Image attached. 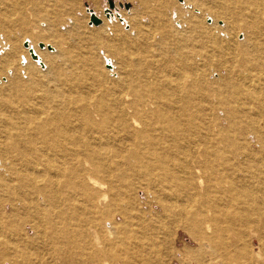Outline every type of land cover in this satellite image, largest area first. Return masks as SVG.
Wrapping results in <instances>:
<instances>
[{
	"label": "bare ground",
	"instance_id": "6f19581e",
	"mask_svg": "<svg viewBox=\"0 0 264 264\" xmlns=\"http://www.w3.org/2000/svg\"><path fill=\"white\" fill-rule=\"evenodd\" d=\"M188 2L201 8V25L206 15L213 18V25L200 29L208 38L195 58L188 62L183 52L168 61L179 69L178 75L163 78L166 81L153 75L133 85L122 78L113 86L107 84L106 92L100 91L103 95L87 103L80 93L72 94L88 79L84 72L77 74L76 64L88 69L95 57L77 56L72 48L66 52L73 77L66 99L61 89L28 66V54L23 53L25 70L15 71L10 94L2 98L12 110L0 111L4 134L0 135V194L7 185L11 209L26 212L34 236H24L23 244L42 242L46 229L55 228V241L63 244L61 257L72 259L73 264H168L174 255L173 237L183 228L195 240L198 249L193 253L202 264L204 257L216 261L217 256L222 257L220 264H231L230 240L244 264H263L237 242L251 235L264 239V2L248 0L254 10L248 13L253 31L241 44L231 39L238 28L231 31L235 13L227 15L218 8V14L214 0ZM107 14L110 21L116 17ZM96 17L100 23L91 25L104 23ZM215 18L225 20L226 27L218 28V33ZM10 32L5 35L6 43H12L6 58L11 54L16 58L18 46ZM61 35L53 33L46 41L60 48ZM92 36L105 40L101 32ZM26 47L42 70L47 66L49 73L61 71L50 64L56 60L47 51L64 55V50L43 43L42 52L30 42ZM213 72L221 78L210 82ZM222 84L228 93H220ZM212 99L215 108L202 107ZM208 121L227 128L214 135L205 129ZM189 144L196 147L192 156H187ZM180 153L187 155L181 158ZM141 191L147 211L142 209ZM227 195H231L228 203ZM13 197H20L22 205L16 207ZM188 197L194 206L180 202ZM227 206L235 211L230 213ZM253 219L260 228L250 231ZM168 220L175 222V230Z\"/></svg>",
	"mask_w": 264,
	"mask_h": 264
},
{
	"label": "rangeland",
	"instance_id": "374dc122",
	"mask_svg": "<svg viewBox=\"0 0 264 264\" xmlns=\"http://www.w3.org/2000/svg\"><path fill=\"white\" fill-rule=\"evenodd\" d=\"M96 1L0 0V51H7L0 53V107L2 108L0 111L7 114V112H11L12 110L10 107L11 105L3 104L2 100L9 96H7V94H10L9 90L11 87V76L14 77L16 73L15 71L19 67L22 70H25L22 67H25L27 62L23 57V53L28 54L30 60L28 66L34 69L36 74L41 73L42 76H44L46 82L51 83V85L57 88V90L61 89L60 95L66 96V99L69 98L68 94L72 92V90L69 88V85L72 83L73 78L72 73H70V66H68V60L70 59H68L66 52H69V50L73 48L76 49L77 56L87 55L86 53L92 54L93 57H95V64H92L91 67H87L88 69L82 67L81 63L76 64V71L78 70L77 74H82L84 72L82 75L86 76V79H88L86 84L82 86V91L76 90L78 93L76 91H73L72 93L75 97H78L77 95L81 94L83 100H85L87 103H90L91 101H95L97 98L103 95L106 92L108 85L113 86V82L116 83L115 81H117L118 83L122 78L125 79L127 83L129 82L133 85L134 83L140 84L147 80L144 78L145 76L147 78L153 75L159 77L161 81H166L163 78L177 74V69H179L177 63L169 64L168 61L177 60L179 54L184 52L187 61L190 62V59L195 58L196 55L202 51L199 50L200 46L203 45L204 41L206 42L207 35L202 34L203 32H201L200 29L211 27V25H213V18L208 15H206L204 18V26L201 25V19H199L200 16H203V13L201 14V8L193 7L192 4L190 6V3L188 2L189 0ZM111 1L114 3V7L110 6ZM198 1L203 2L211 0ZM256 1L264 2V0ZM248 6V0H214V10L218 14V8H220L227 15L235 13L237 16L235 23L236 26L232 27L231 31L236 29L237 26L238 28L235 31H240L238 33L234 31L236 35L231 39L239 44L243 43L246 40L245 37L250 35V33L253 31L250 28V21L254 10ZM108 12L114 17L116 16L115 19L112 20L113 22L107 19L106 13ZM91 14H95L96 16L100 17L104 23L100 26L91 25L93 24L91 21ZM155 14L159 15L156 16ZM123 21H125V23ZM122 22L124 24H122ZM215 25L216 33L222 30L224 26L226 27L225 20L223 18H215ZM260 27L262 26L260 25ZM9 31H11L10 33L12 35L14 34V38L12 39H14V43H16L18 46L16 58L13 56L11 57L12 54L6 58L8 51H10L8 50L9 46L11 45L10 47H12V43H6L7 38L5 35L9 34ZM95 32H101L105 40L101 42L94 39V36L92 35H94ZM53 33L56 35H61L62 33L61 36L63 37V43L60 45V48H57V46H54L51 42L47 43L46 41V39L53 35ZM115 35L116 38L114 40L113 37H115ZM125 37L128 39H125ZM108 39L109 41L112 39L110 43H108ZM224 39L227 40L228 36ZM29 42L30 45L32 43V47L35 49V51L38 50L39 52H42L39 47L41 43L45 44L46 46H52L54 49H58L59 51L60 49H62L61 51L64 50L63 53L65 54L62 55L59 52L51 53L46 49L49 54H52L53 59L56 60H53L55 63L52 62L53 64H50L52 66L55 64L54 67H59L61 71L50 70L51 72L49 73L47 66L46 70H42L41 67L37 65V62L32 60L29 50L26 49V44ZM107 44H110L109 47L106 46ZM58 54H60L61 57L64 56L65 58H62L63 60H61L59 57L57 58V56H60ZM104 56L108 57L104 58ZM4 58L7 59L6 61L11 60V62L5 63ZM11 58H14L15 61H13ZM140 61L143 62V66L140 65ZM47 72L49 75H47ZM101 73L102 75L104 74V78L101 76V78L97 77V75ZM141 75L144 76L141 77ZM220 75L221 74L219 72H213L211 75H209L212 76L210 77V82L218 80V78L220 79ZM118 77L121 78L119 79ZM103 80L105 82L107 80L108 81L104 83ZM60 84H63V86H60L61 88L59 87ZM66 84H68V86ZM95 84L98 85L95 86ZM85 85H88L86 86L87 89ZM89 85L93 86V88ZM222 86L223 88L221 89L220 93H228L225 84H222ZM99 87H101V89ZM88 88L89 91L91 90L90 92L88 91ZM98 88L99 92H97ZM67 90L68 92L66 93ZM53 103L51 100V104ZM182 104H180L178 107L181 108ZM198 104L202 105V103ZM210 104L215 108L217 102L212 99L208 103H204L202 107H206ZM7 106L8 110L6 108ZM15 107H19V105H16ZM24 107L29 108V116L34 117L35 112L31 110V107L28 105H25ZM70 107L72 106L70 105ZM215 114L216 111H213V115ZM221 115L223 116V114ZM198 118H202L201 115L198 116ZM205 118L209 119L208 116ZM1 122L2 121L0 120V129L3 125ZM207 124L209 126H207L205 129L209 130L214 135L217 134L221 128L222 130L227 128L224 123H222L221 126L218 124V122L208 121ZM1 136L3 137L4 134ZM193 145H187V147H189L188 151L190 152L188 155H184L192 156L195 154L196 147ZM187 147H185V149H187ZM78 149L83 151L81 147ZM184 155L182 153L179 154L181 158L186 157ZM218 178L219 175L215 176L214 180ZM4 184L6 185L5 182ZM3 191L4 192L0 194V264H73L74 262L72 259H63L61 257L60 251L63 249V244H59L57 241H55V228L46 229L48 234L45 235V237H42V242H35L34 245L22 243L24 236H34V230L31 229L29 219L27 218L26 212H24V210L20 209L21 211L18 213L11 209L12 196L7 193V185L6 187L4 186ZM248 197H251V195L248 194L247 198ZM139 198L145 203L142 206V209L147 211L148 205H146L147 200L143 191L140 192ZM230 198L231 195H227V203L229 202ZM6 200H9V202H6ZM180 200L181 203L184 202L192 206L195 205L193 199L189 197L181 198ZM13 204L16 207L22 205L21 198L13 197ZM227 208L230 213L235 211L233 207L230 208L227 206ZM239 213L241 215V212ZM29 216H31V214ZM262 221L264 222V219ZM166 222L169 224L170 229L175 230V225H173V223L175 224L174 221L168 220ZM253 222L254 223H252L250 231L260 228L259 224L257 225L255 223V220ZM29 226L30 229H28ZM224 227L227 226L224 225ZM261 227L264 226L261 225ZM231 234V230H229V239L231 238ZM237 243L239 248H243L248 253L258 256L259 261L264 264V239L260 240L259 238L253 237V235H251V237H246V239H243ZM197 249L198 246L189 232L183 228L178 229L176 232V237H173V259L169 261L168 264H202L197 260L196 253H193L196 252ZM234 252L236 251H234L232 248L230 240L231 264H244V262ZM215 258L216 261H211L210 257H204V262L205 264H220V262H222V257L217 256Z\"/></svg>",
	"mask_w": 264,
	"mask_h": 264
},
{
	"label": "water",
	"instance_id": "95a60500",
	"mask_svg": "<svg viewBox=\"0 0 264 264\" xmlns=\"http://www.w3.org/2000/svg\"><path fill=\"white\" fill-rule=\"evenodd\" d=\"M110 6H111V7H114V3H113L112 1L110 2ZM127 7H128V6H127ZM107 15H109V12H108ZM91 21H92L94 24H98V23H100V19L97 18L94 14H91ZM33 57H35L34 54H33Z\"/></svg>",
	"mask_w": 264,
	"mask_h": 264
}]
</instances>
